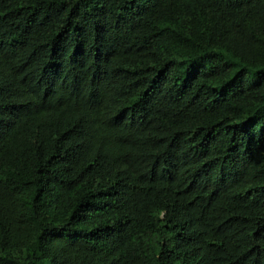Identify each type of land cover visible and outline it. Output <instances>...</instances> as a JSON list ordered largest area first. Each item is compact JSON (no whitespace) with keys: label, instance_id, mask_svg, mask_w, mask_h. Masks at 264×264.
Masks as SVG:
<instances>
[{"label":"trees","instance_id":"1","mask_svg":"<svg viewBox=\"0 0 264 264\" xmlns=\"http://www.w3.org/2000/svg\"><path fill=\"white\" fill-rule=\"evenodd\" d=\"M0 264H264V0H0Z\"/></svg>","mask_w":264,"mask_h":264}]
</instances>
